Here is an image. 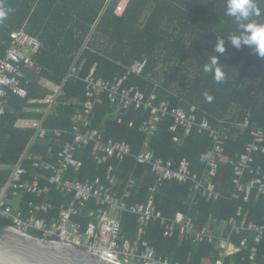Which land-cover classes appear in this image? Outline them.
Listing matches in <instances>:
<instances>
[{
    "label": "trees",
    "instance_id": "obj_1",
    "mask_svg": "<svg viewBox=\"0 0 264 264\" xmlns=\"http://www.w3.org/2000/svg\"><path fill=\"white\" fill-rule=\"evenodd\" d=\"M261 15L254 17L264 22V0H256ZM0 5L12 11L0 22V57L6 54L11 43L10 34L21 28L42 42L34 55L35 64L27 67L28 97L22 98L11 91L5 101V112L0 115V186L10 177L12 167L20 160L30 171L35 160L56 162L62 144L73 141L75 116L82 110L86 96L85 78L95 69L96 77L114 79L126 76L125 86H137L147 95L155 93L157 103L170 101L171 106L195 104L198 117L204 115L216 125L223 120L229 127L225 142V159L219 162L213 179L221 196L207 199L194 196L192 182L165 181L156 193L157 209L169 219L177 213L188 214L196 228L210 225L215 235L228 236L225 223L237 216L240 207L248 219L258 223L264 218V198L253 195L248 203L243 197H234V167L230 159L244 152L252 140L253 127L264 128V58L247 46L234 48L226 32H235L238 25L226 15V0H0ZM217 35L223 37L226 51L220 55L224 80L217 83L213 75L203 72V65L213 56ZM146 59L147 65L140 74L128 73L133 64ZM76 68L69 77L72 68ZM47 78L62 86L50 111L44 115L26 110L27 107L46 106L31 99H44L50 90L40 81ZM205 93L212 97L209 102ZM48 106V105H47ZM249 115L250 126L239 127ZM149 112L135 107L123 108L111 103L106 95L95 104L89 116L88 128L103 132L106 139L125 140L132 153L123 160L110 159L99 164L95 160L93 145L78 149L81 160L79 170L71 169L68 177L85 181L105 176L109 164L115 167L119 178L117 190L128 194V205L144 203L155 184L150 164L137 162L136 156L146 139L140 126ZM21 118L42 119L49 130L45 139L30 145L35 129L18 127ZM174 119L165 116L150 137V147L156 157L178 163L187 158L191 169L202 176L206 170L208 153L213 140L205 131L194 129L185 136L170 130ZM85 130L86 126H80ZM61 131L55 136L54 131ZM28 154L24 159V155ZM31 156L30 158L28 156ZM255 164L264 169V153L255 154ZM46 173H51L47 171ZM130 180L134 182L130 183ZM54 211L67 196L52 188ZM34 195L23 197V206ZM123 233L134 237L138 231V217L131 212L122 214ZM11 222L0 216V231ZM148 237L158 253L181 264H215L219 258L218 241L193 242L181 239L179 233L165 235L160 222L150 223ZM232 243L240 245L242 234H232ZM252 241V239L250 240ZM225 257V264H249L250 247ZM258 261L264 263V242L258 245Z\"/></svg>",
    "mask_w": 264,
    "mask_h": 264
},
{
    "label": "built area",
    "instance_id": "obj_2",
    "mask_svg": "<svg viewBox=\"0 0 264 264\" xmlns=\"http://www.w3.org/2000/svg\"><path fill=\"white\" fill-rule=\"evenodd\" d=\"M11 43L3 57H0V115L5 112V101L8 92L27 98V67L35 64L36 55L42 46L39 38L30 35L26 29L14 30ZM147 65V60L136 61L128 73L140 74ZM73 67L69 77L76 72ZM126 76L112 80L95 76L93 68L85 78L86 93L82 110L75 116L73 141L64 142L57 152L56 162L35 160L33 166L41 168L36 172L23 166L20 160L12 167L7 182L0 186V216L9 220L11 226L17 227L26 235L44 240L56 241L75 248L97 254L117 264H181L167 257L158 255L153 242L146 237L150 223L158 221L165 227L166 236L179 233L181 239L193 238V242L219 243L220 254L215 264H225V257L243 248L250 247L249 264H264L258 261V245L264 242V218L262 223L248 219V213L239 208L237 216L231 217L225 226L230 229L228 236L215 235L210 225L197 229L188 214L177 213L173 219L164 216L156 207V193L165 181L181 183L192 182L194 196L201 194L207 199H217L221 193L217 190L214 178L217 176L219 162L225 159V142L229 127L223 120L214 125L207 116L199 119V108L195 104L188 106H171L170 101L157 103V95H147L137 86H125ZM62 87L44 99H31L49 106L63 94ZM106 95L111 103L123 108L135 107L149 112L140 130L146 134L141 151L136 156L137 162L150 164L155 176V184L150 188L146 202L128 205L125 198L127 190H117L119 178L115 167L109 164L105 176H97L85 181L71 179L66 176L71 169L79 170L81 160L76 156L78 149L93 145L95 160L105 164L110 159L123 160L132 153V147L125 140L106 139L103 132L96 128H88L89 116L95 104ZM171 116L174 123L170 130L179 140V132L185 136L194 129L207 132L213 140V148L208 153L206 170L202 176L191 169V161L187 158L176 163L156 157L150 147V137L158 129L159 122ZM42 119H32L26 126L35 129L30 145L37 139H45L49 130L43 126ZM86 126L83 130L80 126ZM250 126L249 115L239 123V127ZM252 140L246 144L244 152L230 159L234 167V197H243L248 203L253 195L264 198V169L255 164V154L264 153V128L253 127ZM55 136L61 131L55 130ZM25 154L23 157H27ZM31 157L30 155L28 156ZM47 171L51 173H46ZM134 180H130V183ZM67 196L56 211L51 201L52 188ZM34 195L37 200H30L23 206V197ZM131 212L138 217V231L134 237L123 233L122 214ZM242 234L240 245L230 240L232 234ZM252 239V241H250Z\"/></svg>",
    "mask_w": 264,
    "mask_h": 264
},
{
    "label": "water",
    "instance_id": "obj_3",
    "mask_svg": "<svg viewBox=\"0 0 264 264\" xmlns=\"http://www.w3.org/2000/svg\"><path fill=\"white\" fill-rule=\"evenodd\" d=\"M0 264H117L56 241L26 235L17 227L0 231Z\"/></svg>",
    "mask_w": 264,
    "mask_h": 264
},
{
    "label": "clouds",
    "instance_id": "obj_4",
    "mask_svg": "<svg viewBox=\"0 0 264 264\" xmlns=\"http://www.w3.org/2000/svg\"><path fill=\"white\" fill-rule=\"evenodd\" d=\"M11 11L10 8L0 5V22H3ZM226 15L233 18L238 25L235 32H226L231 45L236 49L242 46L250 47L258 57L264 58V22L253 19L261 15L256 0H226ZM225 51V41L222 36L217 35L214 55L203 65V72L212 74L217 83L225 78L218 55ZM204 95L210 102L212 97L207 93Z\"/></svg>",
    "mask_w": 264,
    "mask_h": 264
},
{
    "label": "crops",
    "instance_id": "obj_5",
    "mask_svg": "<svg viewBox=\"0 0 264 264\" xmlns=\"http://www.w3.org/2000/svg\"><path fill=\"white\" fill-rule=\"evenodd\" d=\"M40 83L50 90V92H51L50 94H52V92H54L55 90H57L60 87H62L61 85L56 84V83H54L53 81H51L50 79H47V78H42ZM39 103H41V102H39ZM42 104H44V103H42ZM48 108H49V106L46 105V106H37V107H27L26 110H28L30 112H33V113H42V114L46 115L50 111ZM32 119H34V118H21V119H19L17 121L16 125L18 127L30 128V127H27L26 124ZM32 172H35V171H32Z\"/></svg>",
    "mask_w": 264,
    "mask_h": 264
}]
</instances>
